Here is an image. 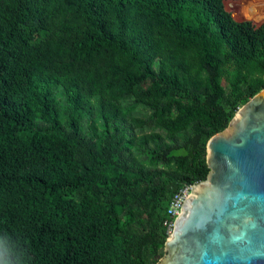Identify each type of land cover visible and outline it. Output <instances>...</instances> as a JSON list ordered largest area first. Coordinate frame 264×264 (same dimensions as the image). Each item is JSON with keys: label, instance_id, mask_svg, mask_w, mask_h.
I'll list each match as a JSON object with an SVG mask.
<instances>
[{"label": "trees", "instance_id": "trees-1", "mask_svg": "<svg viewBox=\"0 0 264 264\" xmlns=\"http://www.w3.org/2000/svg\"><path fill=\"white\" fill-rule=\"evenodd\" d=\"M262 89L264 24L222 0H0L6 264L157 262L171 197Z\"/></svg>", "mask_w": 264, "mask_h": 264}, {"label": "water", "instance_id": "water-1", "mask_svg": "<svg viewBox=\"0 0 264 264\" xmlns=\"http://www.w3.org/2000/svg\"><path fill=\"white\" fill-rule=\"evenodd\" d=\"M205 161L157 264H264V89L210 137Z\"/></svg>", "mask_w": 264, "mask_h": 264}, {"label": "rangeland", "instance_id": "rangeland-1", "mask_svg": "<svg viewBox=\"0 0 264 264\" xmlns=\"http://www.w3.org/2000/svg\"><path fill=\"white\" fill-rule=\"evenodd\" d=\"M222 3L224 8L235 20L250 22L255 25L264 24V0H222ZM251 8H255L256 12H258L256 14H249L248 11ZM222 85L225 90L229 92L228 85L225 82H222ZM180 140L178 141L180 142ZM159 260L157 262H159ZM157 262L151 264H157Z\"/></svg>", "mask_w": 264, "mask_h": 264}, {"label": "built area", "instance_id": "built-area-1", "mask_svg": "<svg viewBox=\"0 0 264 264\" xmlns=\"http://www.w3.org/2000/svg\"><path fill=\"white\" fill-rule=\"evenodd\" d=\"M191 188L192 185H188V184L183 185L171 197L166 209L165 218L162 223L163 227L166 230L167 235H169L170 232L172 231L175 220L181 213L182 203L184 202V200H187L188 197L190 196Z\"/></svg>", "mask_w": 264, "mask_h": 264}, {"label": "clouds", "instance_id": "clouds-1", "mask_svg": "<svg viewBox=\"0 0 264 264\" xmlns=\"http://www.w3.org/2000/svg\"><path fill=\"white\" fill-rule=\"evenodd\" d=\"M0 264H6L2 254H0Z\"/></svg>", "mask_w": 264, "mask_h": 264}, {"label": "crops", "instance_id": "crops-1", "mask_svg": "<svg viewBox=\"0 0 264 264\" xmlns=\"http://www.w3.org/2000/svg\"><path fill=\"white\" fill-rule=\"evenodd\" d=\"M251 24H253V23H251ZM254 26H258V25H255V24H253ZM259 25H261V24H259Z\"/></svg>", "mask_w": 264, "mask_h": 264}]
</instances>
